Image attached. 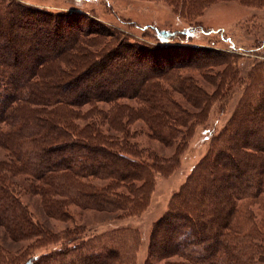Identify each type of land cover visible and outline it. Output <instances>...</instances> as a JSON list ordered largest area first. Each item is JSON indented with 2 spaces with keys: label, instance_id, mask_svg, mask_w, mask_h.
<instances>
[{
  "label": "trees",
  "instance_id": "trees-1",
  "mask_svg": "<svg viewBox=\"0 0 264 264\" xmlns=\"http://www.w3.org/2000/svg\"><path fill=\"white\" fill-rule=\"evenodd\" d=\"M168 1L187 16L210 4ZM152 31L154 41L140 42L79 13L0 0V264H136V229L99 233L77 224L72 208L114 220L145 213L157 177L179 169L194 124L237 87L231 118L152 225L145 264H264V58L241 76L233 54L196 46L194 28ZM136 120L173 154L133 142ZM22 192L74 226L42 224ZM7 241L30 245L14 252Z\"/></svg>",
  "mask_w": 264,
  "mask_h": 264
},
{
  "label": "rangeland",
  "instance_id": "rangeland-1",
  "mask_svg": "<svg viewBox=\"0 0 264 264\" xmlns=\"http://www.w3.org/2000/svg\"><path fill=\"white\" fill-rule=\"evenodd\" d=\"M22 4L47 11L52 14L65 13L76 16L82 14L88 21L96 25L111 27L119 30L125 36L143 41H154L151 39L153 28L167 31H180L192 27L196 31L194 41L197 47L212 49L218 56L233 54V61L240 67L241 76H246L248 68L256 60L264 58V7L249 6L239 0H210V4L203 11L187 16L179 13L168 0H18ZM211 33L205 35L201 31ZM213 31V32H212ZM221 31V32H218ZM143 32H152L144 35ZM223 34V35H222ZM222 36H225L223 39ZM209 93L215 91V87L206 88ZM236 93L228 103L215 102L209 109L208 118L193 126V136L187 149L181 157L179 169L170 177L158 176L155 191L152 195L151 204L147 211L137 218L114 220L113 214L99 213L90 210L72 208L75 222L86 226L88 229L99 233L134 228L141 235V246L137 254L136 264H145L148 256L150 230L154 223L158 222L165 214L171 197L179 191L185 183L192 169L205 156L208 151L210 140L217 135L231 118L238 101L241 98L240 88H235ZM175 98L183 103L180 93H175ZM124 103L138 108L139 101L124 100ZM107 107L101 105L100 107ZM192 112H198V108L187 105ZM208 109V108H207ZM132 132L137 133L133 142L140 147L153 148L167 155H172L174 149H164L161 144L148 137L149 130L144 120H136L130 126ZM149 139V140H148ZM19 191V190H18ZM22 199L26 201L30 210L42 224L59 232L74 225L57 222L49 219L41 211L38 196L27 192L21 193ZM255 213L260 214L258 206L254 207ZM206 216L209 212L204 213ZM114 218V219H113ZM101 225V226H100ZM5 244L14 252L26 249L30 243ZM55 246V247H54ZM60 244L50 247H40L39 252L56 249ZM11 250V251H12ZM41 250V251H40ZM170 259L155 260V264H167Z\"/></svg>",
  "mask_w": 264,
  "mask_h": 264
}]
</instances>
